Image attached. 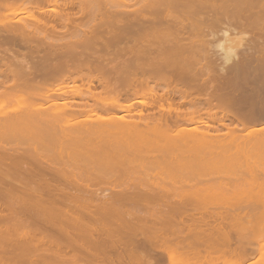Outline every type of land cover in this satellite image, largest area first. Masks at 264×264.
<instances>
[{"label": "bare ground", "instance_id": "obj_1", "mask_svg": "<svg viewBox=\"0 0 264 264\" xmlns=\"http://www.w3.org/2000/svg\"><path fill=\"white\" fill-rule=\"evenodd\" d=\"M233 17L264 0H0V264H264V48L203 38Z\"/></svg>", "mask_w": 264, "mask_h": 264}, {"label": "rangeland", "instance_id": "obj_2", "mask_svg": "<svg viewBox=\"0 0 264 264\" xmlns=\"http://www.w3.org/2000/svg\"><path fill=\"white\" fill-rule=\"evenodd\" d=\"M123 1H125V0H123ZM130 1L132 2V0H130ZM133 1H135V0H133ZM127 2H129V1H127ZM134 4L135 3H133V4L131 3L132 6H134ZM215 14L220 15V12L219 13L209 12L206 15H215ZM21 16L22 15H20V14L16 15V18H19ZM14 18H15V16H14ZM233 19L236 20V23L231 22V19L227 20V19L222 18L221 23L217 24V28L211 27L209 29L203 30L204 32H210V34H206L203 38H204L205 42L207 43V45H206L207 49H210L211 52L213 53L212 58L214 59L213 61L216 64H220V65L228 64L226 62V59H227L226 54H225L223 47H222V46L225 47V45H227L226 42L230 41V40H228V37L225 40V37H226L225 32H227L228 36L234 40V41L232 40V44H230V45L228 44L230 47H232L231 54L228 57H231V58L234 57V58L242 59V58H245V54L247 52H252L255 50L257 51V50L264 48V28H253V27L247 28L244 25L240 24L239 20L235 19V17H233ZM223 42H224V44H223ZM263 127H264V125H263ZM53 236L55 237V235H53ZM54 237L51 236V239ZM66 238H68V237H66ZM100 238H102V237H100ZM140 238L142 239V237L137 236L136 239L138 240ZM107 239H109V238L107 237ZM114 239H118V237L117 238L115 237ZM69 251L70 250H68V253H69Z\"/></svg>", "mask_w": 264, "mask_h": 264}]
</instances>
